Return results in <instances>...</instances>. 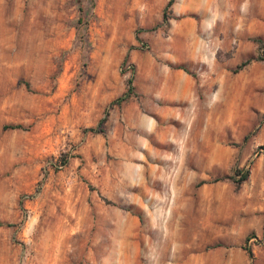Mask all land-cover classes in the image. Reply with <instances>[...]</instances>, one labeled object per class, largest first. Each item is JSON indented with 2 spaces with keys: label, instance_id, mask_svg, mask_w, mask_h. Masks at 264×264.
I'll list each match as a JSON object with an SVG mask.
<instances>
[{
  "label": "rangeland",
  "instance_id": "rangeland-1",
  "mask_svg": "<svg viewBox=\"0 0 264 264\" xmlns=\"http://www.w3.org/2000/svg\"><path fill=\"white\" fill-rule=\"evenodd\" d=\"M167 2L0 0V264H264V0Z\"/></svg>",
  "mask_w": 264,
  "mask_h": 264
},
{
  "label": "trees",
  "instance_id": "trees-1",
  "mask_svg": "<svg viewBox=\"0 0 264 264\" xmlns=\"http://www.w3.org/2000/svg\"><path fill=\"white\" fill-rule=\"evenodd\" d=\"M170 2H171V0H168L166 6L169 5ZM124 60H125V59H124ZM124 60H123V61H124ZM249 61H250V59H245V60L240 61L238 64H236V65L233 67L232 71H233V72L238 71V70L241 69L243 66H245ZM131 92H132V85H131V76H130V77H128V78L126 79V89H125V91H124L121 95L117 96V97L114 98L112 101H110L109 105H111V104H118V103H120V102H122V101L127 100ZM106 109H107V107L105 108V110H106ZM104 121H105V115L102 116V117L98 120V122H97V124H96L95 127H88V128H86V130H88V131H90V132H92V133L101 132L102 129H101L100 126H101V124H102ZM19 127H20V125H18V124H3V125H2V128H3V129H5V128H19ZM67 159H68V157H67L66 155H61V156L58 158V164H59V165H64V164H66ZM237 174H239V177H238V178H235V177H233V176H229V178H230L232 181L236 182V183H240V182L244 181L245 179H247L248 174H249V170H248V169L237 170ZM202 182H203V181H201L200 183H202Z\"/></svg>",
  "mask_w": 264,
  "mask_h": 264
},
{
  "label": "bare ground",
  "instance_id": "bare-ground-1",
  "mask_svg": "<svg viewBox=\"0 0 264 264\" xmlns=\"http://www.w3.org/2000/svg\"><path fill=\"white\" fill-rule=\"evenodd\" d=\"M211 2H213V1H211ZM210 3V2H209ZM238 3V2H237ZM206 4V3H205ZM214 4V3H213ZM211 5V4H210ZM215 5V4H214ZM207 6H208V4H207ZM210 7V6H209ZM208 7V8H209ZM212 9H213V7H212ZM224 9V8H223ZM254 10V9H253ZM237 12V11H236ZM217 14V13H216ZM213 15H214V13H213ZM217 16V15H216ZM222 17V16H221ZM225 17H227V14H225ZM229 17V16H228ZM230 21V20H229ZM229 24V23H228ZM180 259V258H179Z\"/></svg>",
  "mask_w": 264,
  "mask_h": 264
}]
</instances>
